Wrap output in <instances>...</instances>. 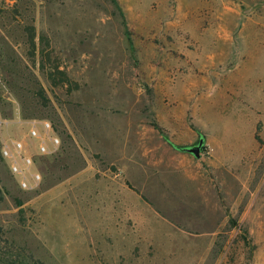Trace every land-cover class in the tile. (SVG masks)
Returning a JSON list of instances; mask_svg holds the SVG:
<instances>
[{
  "label": "rangeland",
  "instance_id": "rangeland-1",
  "mask_svg": "<svg viewBox=\"0 0 264 264\" xmlns=\"http://www.w3.org/2000/svg\"><path fill=\"white\" fill-rule=\"evenodd\" d=\"M0 229L6 260L264 264V0H0Z\"/></svg>",
  "mask_w": 264,
  "mask_h": 264
},
{
  "label": "trees",
  "instance_id": "trees-1",
  "mask_svg": "<svg viewBox=\"0 0 264 264\" xmlns=\"http://www.w3.org/2000/svg\"><path fill=\"white\" fill-rule=\"evenodd\" d=\"M203 140L201 139V142ZM169 144L179 150V151H186V147H182V146H176L174 144H172L171 142H169ZM2 233H1V229H0V241H2ZM5 242V241H4ZM6 243V242H5ZM11 249L13 250L14 247L10 246ZM16 256L10 259H3V256L0 255V264H43L41 261L39 260H35L31 255H27L24 253V251L21 250H17L16 252ZM22 259L27 260V263L25 261H22ZM25 262V263H24Z\"/></svg>",
  "mask_w": 264,
  "mask_h": 264
},
{
  "label": "built area",
  "instance_id": "built-area-1",
  "mask_svg": "<svg viewBox=\"0 0 264 264\" xmlns=\"http://www.w3.org/2000/svg\"><path fill=\"white\" fill-rule=\"evenodd\" d=\"M44 127L45 128H49V126L47 124H44ZM32 135H34V136L37 135L36 130H32ZM53 143H57V140H53ZM16 148H17V151H19L21 149V145L20 144L16 145ZM40 150L45 152L46 151V147L45 146H40ZM6 155H7V153H6ZM23 161H24V163L26 165H29L31 163V160L27 159V158H24ZM12 169H13L14 172H18V168H17L16 165H13ZM22 185L26 186L25 183H22Z\"/></svg>",
  "mask_w": 264,
  "mask_h": 264
},
{
  "label": "water",
  "instance_id": "water-1",
  "mask_svg": "<svg viewBox=\"0 0 264 264\" xmlns=\"http://www.w3.org/2000/svg\"><path fill=\"white\" fill-rule=\"evenodd\" d=\"M186 152L194 155L196 158H199L201 149L199 146L189 147V148H186Z\"/></svg>",
  "mask_w": 264,
  "mask_h": 264
},
{
  "label": "flooded vegetation",
  "instance_id": "flooded-vegetation-1",
  "mask_svg": "<svg viewBox=\"0 0 264 264\" xmlns=\"http://www.w3.org/2000/svg\"><path fill=\"white\" fill-rule=\"evenodd\" d=\"M197 146H199V147H200V149L202 148V146H201L200 144H198Z\"/></svg>",
  "mask_w": 264,
  "mask_h": 264
}]
</instances>
